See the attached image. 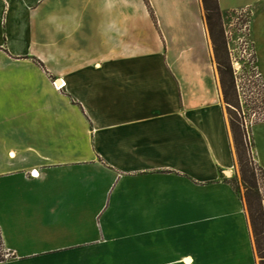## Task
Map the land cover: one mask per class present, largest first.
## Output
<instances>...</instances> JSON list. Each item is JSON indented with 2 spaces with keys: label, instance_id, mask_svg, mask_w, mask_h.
I'll return each instance as SVG.
<instances>
[{
  "label": "crops",
  "instance_id": "obj_1",
  "mask_svg": "<svg viewBox=\"0 0 264 264\" xmlns=\"http://www.w3.org/2000/svg\"><path fill=\"white\" fill-rule=\"evenodd\" d=\"M234 150L201 0H0V264H260Z\"/></svg>",
  "mask_w": 264,
  "mask_h": 264
},
{
  "label": "trees",
  "instance_id": "obj_2",
  "mask_svg": "<svg viewBox=\"0 0 264 264\" xmlns=\"http://www.w3.org/2000/svg\"><path fill=\"white\" fill-rule=\"evenodd\" d=\"M201 2L219 67L224 102L227 106L229 125L240 167L241 182L245 190L244 199L248 208L256 252L260 259V264H264V210L262 203L264 193L262 187L259 185L260 179L258 175L261 174L264 178V171L257 163H254V157H251L253 153L250 138L252 125L247 128L242 119L241 95L237 86L235 71L231 61H229L228 41L223 26L219 2L218 0H201ZM257 90L264 102L263 83L258 84ZM245 152L249 155L248 159L245 158ZM5 260V255L2 253V239L0 236V263Z\"/></svg>",
  "mask_w": 264,
  "mask_h": 264
},
{
  "label": "rangeland",
  "instance_id": "obj_3",
  "mask_svg": "<svg viewBox=\"0 0 264 264\" xmlns=\"http://www.w3.org/2000/svg\"><path fill=\"white\" fill-rule=\"evenodd\" d=\"M204 18H205V14H204ZM229 20L231 23L229 22L230 24L228 23L229 25L227 24V27L225 26L223 21L224 30L226 31V36H227L226 38L228 43L230 42V45L227 44L228 51L230 53L229 61H231L232 65L233 62L240 64V68L235 75L237 77V86L239 88V93L241 95L240 100L242 107V119L247 125V128H249L251 125L255 124L256 122L258 123L264 121V102L262 96L258 93L257 90L258 84L262 83V81L255 67V52L249 39L248 24H247L248 18L246 16V13H242V14L233 13L231 14ZM245 43H247L248 45H246ZM211 48H212L213 62L215 64L217 78L220 85L221 96L224 103L225 112L229 120V116L227 113V106L224 102V96L220 81L219 67L217 64V60H216L217 58L215 55L212 41H211ZM235 156H236L235 158L236 176L233 178L231 182L233 186L239 191L240 195L244 198L245 190L241 182L240 167L237 161L236 153ZM251 157H254L253 153L251 154ZM245 158L247 159L249 158V155L246 152H245ZM254 163H256L255 160ZM258 175L260 179L259 185L262 187L264 193V178L261 176V174ZM56 222L57 221H49V223H51L52 226H55ZM54 244H59V243H51V241H49V246H53Z\"/></svg>",
  "mask_w": 264,
  "mask_h": 264
},
{
  "label": "built area",
  "instance_id": "obj_4",
  "mask_svg": "<svg viewBox=\"0 0 264 264\" xmlns=\"http://www.w3.org/2000/svg\"><path fill=\"white\" fill-rule=\"evenodd\" d=\"M239 14H242V13H239ZM246 45H248L247 43H245ZM232 66H234L233 67V69H234V71H235V74L237 73V71L239 70V68H240V64L239 63H234L233 62V65ZM260 77V76H259Z\"/></svg>",
  "mask_w": 264,
  "mask_h": 264
},
{
  "label": "bare ground",
  "instance_id": "obj_5",
  "mask_svg": "<svg viewBox=\"0 0 264 264\" xmlns=\"http://www.w3.org/2000/svg\"><path fill=\"white\" fill-rule=\"evenodd\" d=\"M61 86V85H60Z\"/></svg>",
  "mask_w": 264,
  "mask_h": 264
}]
</instances>
